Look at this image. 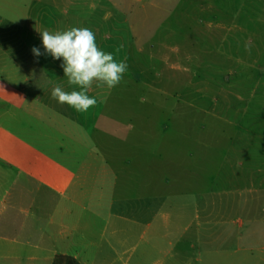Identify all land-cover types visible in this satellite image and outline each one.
Masks as SVG:
<instances>
[{"label":"rangeland","instance_id":"obj_1","mask_svg":"<svg viewBox=\"0 0 264 264\" xmlns=\"http://www.w3.org/2000/svg\"><path fill=\"white\" fill-rule=\"evenodd\" d=\"M86 1L55 7L54 15L91 29L103 51L129 66L115 88L94 84L88 94L97 105L79 113L88 152L101 156L88 170L102 178L87 188L125 195L144 183L165 192L167 206L198 205L200 227L209 224L200 238L213 249L198 246L201 264H226L236 247H226L235 232L226 223L242 222L244 234L264 227V0ZM21 32L0 36V70L17 58L37 63L24 52L34 46L44 51L41 38ZM38 62L33 78L79 90L63 84L61 60L44 55ZM43 84L40 93L55 87ZM242 245L238 255L252 253L264 264V229ZM7 250L0 246V264L13 263L3 258Z\"/></svg>","mask_w":264,"mask_h":264},{"label":"crops","instance_id":"obj_2","mask_svg":"<svg viewBox=\"0 0 264 264\" xmlns=\"http://www.w3.org/2000/svg\"><path fill=\"white\" fill-rule=\"evenodd\" d=\"M86 5V0H0V36L8 37L11 29L25 30L34 38H41L43 30H67L70 19H57L55 7ZM75 19L81 21L80 16ZM31 49L24 52L32 53ZM0 53H6L1 45ZM17 59L12 68L4 64L0 70V246L9 248L4 260L201 264L198 246L207 253L213 249L208 237L200 238V230L208 232L209 224L200 227L198 205L167 206L169 196L152 193L144 183L125 195L87 188L88 181L102 178L96 169L88 170L89 160L97 162L101 156L88 152L79 112L71 113L68 105L54 100L52 88L38 92L36 87L45 82L49 87L60 85L32 77L39 62L23 64ZM24 70H31V77H23ZM63 84L69 85L67 79ZM226 226L235 231L226 237V247L230 242L236 245L233 254H226V264L256 262L252 253H238L247 237L260 236L264 227L244 234L242 222Z\"/></svg>","mask_w":264,"mask_h":264},{"label":"clouds","instance_id":"obj_3","mask_svg":"<svg viewBox=\"0 0 264 264\" xmlns=\"http://www.w3.org/2000/svg\"><path fill=\"white\" fill-rule=\"evenodd\" d=\"M39 32L44 51L41 52L40 48L35 46L31 49L37 62L38 58L44 55L61 60L60 67L67 83L79 89L66 91L57 85L52 89L51 97L59 104H67L79 113H86L97 105V99L88 94L94 84L111 90L121 83L128 71L126 59L118 61L113 53L103 51L96 43L95 33L87 27ZM245 47L250 50L248 45Z\"/></svg>","mask_w":264,"mask_h":264}]
</instances>
